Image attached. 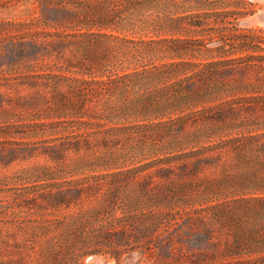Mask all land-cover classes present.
I'll use <instances>...</instances> for the list:
<instances>
[{"label": "trees", "instance_id": "trees-1", "mask_svg": "<svg viewBox=\"0 0 264 264\" xmlns=\"http://www.w3.org/2000/svg\"><path fill=\"white\" fill-rule=\"evenodd\" d=\"M31 1L40 13L0 39V119L19 117L0 127V167L45 160L19 196L42 248L80 264L138 240L172 264H264V35L236 26L246 0ZM13 85L51 100L5 98ZM155 129L171 141L135 162L123 143ZM234 211L257 215L251 239L214 240ZM184 228L206 237L186 253Z\"/></svg>", "mask_w": 264, "mask_h": 264}, {"label": "rangeland", "instance_id": "rangeland-1", "mask_svg": "<svg viewBox=\"0 0 264 264\" xmlns=\"http://www.w3.org/2000/svg\"><path fill=\"white\" fill-rule=\"evenodd\" d=\"M228 1V0H223ZM238 2L241 6V0H232ZM248 3V14L237 20L236 26L241 31L248 30H261L264 35V22L257 19L256 15L259 12L264 13V0H246ZM40 9L33 4L31 0H0V39L6 36L13 30V27L6 25L5 22H19L30 18L32 15L39 14ZM57 14L58 13H53ZM130 37L136 36L129 34ZM140 36V35H137ZM170 36V35H163ZM264 46V44H263ZM7 56H0V66L4 65L3 68H7L9 60ZM194 60H200L194 58ZM0 75L9 76L10 73L0 68ZM7 91L5 98L15 99L16 97H29V95H35L38 98V106L45 107L46 100H51V93L41 90L37 92L35 89H30L23 86H8L4 87ZM45 95L46 99L41 97ZM49 103V101H48ZM51 103V101H50ZM18 111L21 113L22 118H28V111ZM16 113V114H17ZM174 115L173 117H175ZM19 117H13L12 119H0V127L6 130L9 123H19ZM161 120H167L165 118H148V119H129L126 122L135 123H150ZM167 131V130H166ZM143 132L135 134L128 142H124L123 150L137 153L135 162L144 159V157H152L153 152L162 146H166L171 141V136L168 132L161 133L160 130H149L145 136ZM10 138L3 133H0V140ZM158 151V150H157ZM159 152V151H158ZM147 159V158H146ZM1 160V159H0ZM43 158L37 160L24 161L16 160L9 165H1L0 167V178L6 177L4 181L7 192L0 194V210L3 214V222L0 223V259L9 261L10 264H69L64 261H55L49 253L42 248V243L37 242V238H34L31 233L30 226L32 218L37 217L34 212L29 211L25 208L27 201H22L19 196H24L25 186L36 184L28 176V169L37 165L38 163H44ZM73 209V208H72ZM72 211V210H71ZM60 214V213H59ZM257 215L248 211H234L231 212L227 217L224 218L223 223L215 229L214 240H250V236L256 231L259 226V220H256ZM258 219V218H257ZM260 233H264V228L260 230ZM180 238L175 241V245L181 247L183 244V251L187 252V246L195 244V240H206L205 235L202 232L193 231L191 228H184L180 233ZM183 240V241H182ZM149 241V240H148ZM181 242V243H180ZM141 243L138 240H130L128 245V252L124 253L123 256L118 260L110 254H99V255H88L85 257L80 264H93L92 257L98 258L97 264H172L170 261L167 262V256L170 254L167 251L159 248H155L150 245H145L141 254L140 247ZM178 253V251H175ZM25 260L20 261V258Z\"/></svg>", "mask_w": 264, "mask_h": 264}, {"label": "water", "instance_id": "water-1", "mask_svg": "<svg viewBox=\"0 0 264 264\" xmlns=\"http://www.w3.org/2000/svg\"><path fill=\"white\" fill-rule=\"evenodd\" d=\"M256 18L264 22V13L263 12H259L256 15ZM91 260L94 261L93 264H97L99 262L98 258H96V257H92Z\"/></svg>", "mask_w": 264, "mask_h": 264}]
</instances>
